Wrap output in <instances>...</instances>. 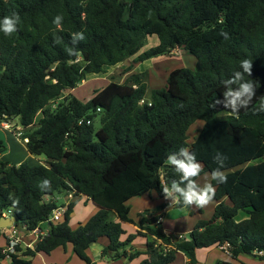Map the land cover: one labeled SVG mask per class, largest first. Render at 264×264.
Instances as JSON below:
<instances>
[{
    "label": "trees",
    "instance_id": "16d2710c",
    "mask_svg": "<svg viewBox=\"0 0 264 264\" xmlns=\"http://www.w3.org/2000/svg\"><path fill=\"white\" fill-rule=\"evenodd\" d=\"M14 12L21 18L18 31L8 37L0 32V124L18 119L24 128L33 126L25 134L26 147L46 161L0 162V215L12 211L17 225L29 232L48 224L49 234L33 249L17 247L16 254L0 247V264L7 258L10 264H33L39 253L68 245L79 259L95 264L87 251L103 238L109 241L103 256L132 262L146 254L139 264H173L178 253L198 264L199 250L225 243L235 260L264 251V161L251 164L264 158V0H0V19ZM57 14L64 17L62 31L52 23ZM221 30L230 38L221 37ZM73 32L85 35L76 45L82 51L78 61L66 52ZM154 36L159 44L142 51ZM178 48L196 58V67L173 70L164 88L150 90L144 73H132L122 84L95 91L87 102L67 94L90 74ZM245 58L253 60L252 76L245 78L256 85V96L233 114L215 102L223 98L222 81L241 70ZM181 147L204 165L201 177L217 167V151L226 155L221 170L227 182L211 181L217 203L211 219L173 241L159 228L162 215L141 214L136 223L126 204L153 190L164 198L160 185L179 179L165 162ZM5 151L0 140V154ZM44 179L51 188L42 191ZM70 192L76 200L62 221L51 222L61 206L56 198ZM82 197L99 210L73 229L71 214ZM240 212L248 218L238 221ZM122 223L137 226V234L123 241ZM136 236L149 238L146 249L129 253Z\"/></svg>",
    "mask_w": 264,
    "mask_h": 264
},
{
    "label": "crops",
    "instance_id": "0c3cea01",
    "mask_svg": "<svg viewBox=\"0 0 264 264\" xmlns=\"http://www.w3.org/2000/svg\"><path fill=\"white\" fill-rule=\"evenodd\" d=\"M152 42L154 44L153 45L150 44V46L148 47H151V46L154 47L159 44V40L158 41L154 40L153 37H152ZM146 50L148 49L145 46L142 51H146ZM176 51L182 52L183 50L178 48L174 50L170 55L160 56L159 58L175 57L176 55L174 54L176 53ZM156 59H158V57L145 61L144 63H141V64H136L138 66L135 65L133 67V70L127 71L126 73L121 74V76H123V80L124 79L127 80V78L132 73H144L146 75L145 82L148 84L150 90L161 89V88L166 87L167 78L172 71H170L169 73L167 71L163 72L162 68L159 67L160 65H157V67H155V64L154 65L146 64L147 62H150ZM125 63L126 62L118 64L116 66L107 67L105 72L101 74H90V75H93V76L95 75L99 77L89 80V82L91 81H94L93 83L103 82L105 86L112 82L119 83V84L124 83L126 80L122 83L117 82L115 79H113L111 75H113L112 74L113 70H115L116 68H119L120 66H123ZM142 66H145L143 70H141ZM155 69L158 70L156 72L157 74L163 75V84L157 87L155 84H153L152 79L150 80L148 76V74L152 76L153 75L152 72L154 73ZM75 90H72V91H75ZM147 99H149V95L147 96ZM60 100H62V98ZM58 101L56 102V104H58ZM32 128L34 127L30 126V128H24V129L26 131ZM0 132L5 134V136L4 135L0 136V140L6 146V151L3 154H0V162L5 161V162H10L16 165L22 164L24 162H29L31 164L39 162L37 163L39 165L46 161V159L42 156L31 155L26 145L22 144L19 140H17L11 131H6L0 127ZM206 177H207V174L200 177L199 182L201 179H203L204 182L210 181V174L208 175L207 178ZM81 199H83V197ZM56 202H58L61 205H65V203H67L66 195H65V199H62L61 196L56 198ZM175 205H176L175 203L171 204L170 200H165V198H160L158 191L153 190L150 193L143 195L142 197L132 199L126 204V207L129 208L130 218L133 219L136 223L140 222L142 218L140 217L141 214L147 215L148 218H150L151 216L162 215L159 228H161L166 235L170 236L172 240L175 241L176 238H178V236L180 235L187 238L186 234H189L200 220H209V218H211L214 213V209L217 203L211 202L208 206L204 208H196L194 206L176 208ZM206 209L208 210V213H209L208 216H206V213H207ZM90 218L91 216L84 219V223H86L85 221L89 220ZM247 218H248V215L245 212H240L237 220L241 221ZM0 219L2 218L0 217ZM116 221L119 222V220H116ZM4 224H6V222L2 223V225ZM77 226L79 225L72 224L73 229H76ZM122 226H123V229L126 231V234L123 235L122 237L123 241L127 240V238L130 235L137 234V231H138L137 226L128 224V223H122ZM14 227L18 231V238L21 241L19 247L21 249L23 250H26L28 248L33 249L36 246L37 242H39V239H38L39 236L37 234H33L32 232H29L27 228L24 227L23 225H17L16 223L14 224ZM182 228L184 230L183 232L180 231ZM12 229H13L12 227L6 228V229L0 228V247L1 248L3 249L8 248L9 236H10V233L12 232ZM39 230L41 231L43 235H47V233L49 232L48 224H42ZM175 230H178L179 233H177ZM144 239H146L145 236H136V238L130 244L129 248L127 247L128 249H130L128 250L129 253H133L138 250L139 251L145 250L147 239L146 240ZM97 244H98L97 246H91V248L87 251V255L91 259L92 263H95V264H139L142 260H145L148 258L147 255L143 254L132 262L128 261L127 259L111 261L107 257L103 256L102 254V248L109 244L108 239L106 238L100 239ZM205 250H208V249H201L197 252L198 264H205L204 262L201 261L202 256H200V253ZM92 252L94 253V255L92 254ZM188 262H189V259L183 253H178L177 259L173 264H188ZM222 262L231 263L229 261H222ZM10 263H11L10 258H7L6 260L3 261V264H10ZM33 264H87V263L77 257V255L73 251L72 245H68L67 248L57 249L50 255L45 254V253H39L33 260Z\"/></svg>",
    "mask_w": 264,
    "mask_h": 264
},
{
    "label": "clouds",
    "instance_id": "9594fccd",
    "mask_svg": "<svg viewBox=\"0 0 264 264\" xmlns=\"http://www.w3.org/2000/svg\"><path fill=\"white\" fill-rule=\"evenodd\" d=\"M64 17L57 14L53 17L52 23L59 30L62 29ZM21 22L18 13L4 16L0 19V32L8 37L18 31V25ZM225 40L229 39V33L221 30L219 33ZM72 47L66 49L67 55L76 58L78 61L82 57V51L76 47L78 42L85 39L83 32L71 33ZM59 42V41H57ZM241 70L234 71L231 76L222 81L225 91L223 98L217 99L216 104L222 105L223 108L231 110L233 114H238L241 109L248 108L255 96L256 85L252 80L245 77L252 76L253 60L243 59L239 65ZM260 110L264 111V103H261ZM228 157L217 151L213 156V161L217 165L210 172V181L203 184L199 182L204 165L197 159L195 152L190 151L186 147L179 148L176 152L170 153L166 159V166L171 167L178 174V180H172L171 184H161L162 194L165 200H170L171 204H182L184 207L204 208L208 206L214 199L216 189L211 181L217 184L227 182V176L223 169ZM42 191L51 188V182L44 179L39 185ZM15 203V202H14Z\"/></svg>",
    "mask_w": 264,
    "mask_h": 264
},
{
    "label": "rangeland",
    "instance_id": "374dc122",
    "mask_svg": "<svg viewBox=\"0 0 264 264\" xmlns=\"http://www.w3.org/2000/svg\"><path fill=\"white\" fill-rule=\"evenodd\" d=\"M153 39L158 41V38L156 36H154ZM150 44L151 45L154 44L152 42V38H149V40H148V43L146 46L147 49L152 47V46L148 47V46H150ZM174 55H176V56L175 57H168V58H159L158 57V59L147 62L146 64H151V65L155 64V67H157V65H160L159 67L162 68V71L163 72L167 71L168 73L170 71L175 70V69H180V68L194 69L196 67L197 60L189 52H186L185 50H183L182 52L176 51V53ZM135 65L133 64V59L130 61H127L123 66H120L119 68H116L115 70H113L112 71L113 75H111V76L117 82L122 83L126 79L123 80V76H121V74L126 73L130 66H132V68H133ZM136 66H138V65H136ZM144 67L145 66H142L141 70H143ZM157 71L158 70L155 69L154 73L152 72V74H153L152 76L150 74H148L150 80L152 79V82H153V84L156 85V87L163 84V75L157 74L156 73ZM98 77L99 76L88 75L86 77V79L79 85V87L75 91H70L67 94H72L75 97L77 96L78 99H80L84 102L91 100L95 91L101 90L102 88L105 87V84L103 82H101V83H99V82L93 83L94 81L89 82V80H92V79H95ZM61 101L62 100H59L58 103H60ZM10 124L11 125H17V127L21 126L18 119L12 120ZM94 125H95V130L100 129V127H101V117L100 116H97L96 120L94 121ZM197 127H200V124L196 125V127H194L193 130L191 131L190 142H192L197 135ZM13 130L11 131L12 133H13ZM27 131L28 130H26L25 133H27ZM2 135L5 136L4 133L0 132V136H2ZM262 161H264V158L259 159V160H255L251 164H258ZM37 163H39V162H37ZM37 163H33V164H37ZM208 175L209 174H207V177H208ZM200 183L203 184L205 182L203 179H201ZM61 197H62V199H65V194L62 195ZM97 211H98V207L92 201H89L85 197H83V199L80 198L76 201L74 211L71 214V222L73 225H79L80 223H84V219H86L87 217H90V216L92 217V215H95L97 213ZM206 212H207L206 216H208L209 213H208L207 209H206ZM212 213H213V211H212ZM210 219L211 218H209V220ZM185 227H187V226H185ZM175 231L177 233H179L178 230H175ZM180 231L183 232L184 231L183 228ZM186 236L188 237L189 234H186ZM145 238L147 239V241L149 240V238H147V237H145ZM146 239H144V240H146ZM93 252H95V251H93ZM93 252H92V254L94 255ZM200 256H202L201 261L204 262L205 264H217V262H219V261H229V262H231V264H243V263H245V264H264L263 259H261L259 257L251 256V255H243L242 254L239 257V260L232 259L230 255H227L226 252L222 251L218 247H214V248H210L208 250L202 251L200 253Z\"/></svg>",
    "mask_w": 264,
    "mask_h": 264
},
{
    "label": "built area",
    "instance_id": "2783aa9c",
    "mask_svg": "<svg viewBox=\"0 0 264 264\" xmlns=\"http://www.w3.org/2000/svg\"><path fill=\"white\" fill-rule=\"evenodd\" d=\"M145 101H141V104H143ZM15 120V119H13ZM12 120H6V121H3L1 124H0V127L3 128L4 130L6 131H12L13 129V134L14 136L16 137L17 140H19L22 144L26 145L28 142H29V139L27 137H25V129L23 127H17V125H11ZM84 121L81 120L79 121L78 125L81 126L83 125ZM85 124L86 125H91L92 122L91 120H88V121H85ZM164 184V183H163ZM67 197V203H65V205H61L60 207H58L57 209L54 210L51 218H50V221L51 222H54V223H57V222H60L63 220L65 214L67 213L68 211V207L69 205L76 199L75 198V193L73 192H70L66 195ZM0 217L2 219H11L12 217H15L14 214L12 213V211H4L1 213ZM16 218V217H15ZM17 222H15L14 224H16ZM11 228V227H9ZM12 232L10 233V236H9V246L7 248V250L13 254H16V248L20 246V243L21 241L19 240L18 238V231L15 229L14 226H12ZM33 234H37L40 238V236H47L49 234V232L47 233V235H43L41 233V231L39 229H36L35 231L32 232ZM38 238V239H39ZM179 239H185V237L183 236H178ZM219 249H221L222 251L226 252L227 254L230 253V250H231V246L230 244L228 243H225L223 245H221L219 247ZM254 256L255 257H259L261 259L264 260V251H256L254 253Z\"/></svg>",
    "mask_w": 264,
    "mask_h": 264
},
{
    "label": "water",
    "instance_id": "95a60500",
    "mask_svg": "<svg viewBox=\"0 0 264 264\" xmlns=\"http://www.w3.org/2000/svg\"><path fill=\"white\" fill-rule=\"evenodd\" d=\"M55 68V65H52L50 67L51 70H53ZM4 225H2V223H5ZM17 222V219L15 217H12L11 219H0V228L1 229H6L9 227L14 226V223ZM98 244H91V246H97Z\"/></svg>",
    "mask_w": 264,
    "mask_h": 264
}]
</instances>
